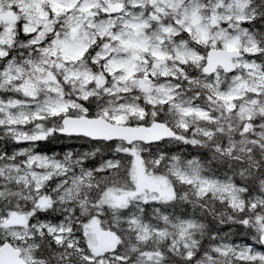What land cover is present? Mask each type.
<instances>
[{
	"label": "snow or ice",
	"instance_id": "snow-or-ice-1",
	"mask_svg": "<svg viewBox=\"0 0 264 264\" xmlns=\"http://www.w3.org/2000/svg\"><path fill=\"white\" fill-rule=\"evenodd\" d=\"M57 135L90 147L38 151ZM258 248L264 0H0V264H264Z\"/></svg>",
	"mask_w": 264,
	"mask_h": 264
},
{
	"label": "trees",
	"instance_id": "trees-1",
	"mask_svg": "<svg viewBox=\"0 0 264 264\" xmlns=\"http://www.w3.org/2000/svg\"><path fill=\"white\" fill-rule=\"evenodd\" d=\"M39 144L40 147L38 151L45 152L49 155H52L53 153H59L61 156L63 155L64 152L68 150L83 151V150H87L90 147L89 144L85 143L82 140H77V139L70 140L67 137H63L59 135H57L55 138H50L48 141H41L39 142ZM162 144L164 145L165 151H168L170 153L181 154L189 159L193 157L202 156V152L200 150H197L191 146L168 144L167 141L162 142ZM26 146L27 144L24 143L18 145L9 143L7 145L9 151H11L13 148L19 149ZM258 250L264 251L263 248H258Z\"/></svg>",
	"mask_w": 264,
	"mask_h": 264
},
{
	"label": "rangeland",
	"instance_id": "rangeland-1",
	"mask_svg": "<svg viewBox=\"0 0 264 264\" xmlns=\"http://www.w3.org/2000/svg\"><path fill=\"white\" fill-rule=\"evenodd\" d=\"M260 251V250H259Z\"/></svg>",
	"mask_w": 264,
	"mask_h": 264
},
{
	"label": "water",
	"instance_id": "water-1",
	"mask_svg": "<svg viewBox=\"0 0 264 264\" xmlns=\"http://www.w3.org/2000/svg\"><path fill=\"white\" fill-rule=\"evenodd\" d=\"M264 249V248H263Z\"/></svg>",
	"mask_w": 264,
	"mask_h": 264
}]
</instances>
